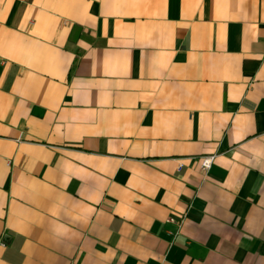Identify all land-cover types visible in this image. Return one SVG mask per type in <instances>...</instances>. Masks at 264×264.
Instances as JSON below:
<instances>
[{"label":"crops","instance_id":"crops-1","mask_svg":"<svg viewBox=\"0 0 264 264\" xmlns=\"http://www.w3.org/2000/svg\"><path fill=\"white\" fill-rule=\"evenodd\" d=\"M0 244L264 264V0H0Z\"/></svg>","mask_w":264,"mask_h":264},{"label":"built area","instance_id":"built-area-1","mask_svg":"<svg viewBox=\"0 0 264 264\" xmlns=\"http://www.w3.org/2000/svg\"><path fill=\"white\" fill-rule=\"evenodd\" d=\"M213 156L200 157L196 159L197 169L203 175L209 168ZM179 167L175 166V171ZM183 219V216H168L164 219L163 223L169 227V230L164 233L166 238V245L169 246L177 236L178 228ZM2 245L0 244V248Z\"/></svg>","mask_w":264,"mask_h":264}]
</instances>
